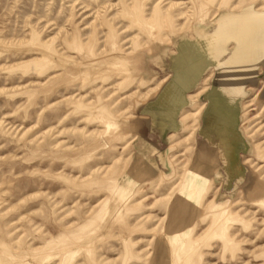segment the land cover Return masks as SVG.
Masks as SVG:
<instances>
[{
  "label": "rangeland",
  "instance_id": "374dc122",
  "mask_svg": "<svg viewBox=\"0 0 264 264\" xmlns=\"http://www.w3.org/2000/svg\"><path fill=\"white\" fill-rule=\"evenodd\" d=\"M244 13L0 0V264H264V54L214 48ZM253 64L232 135L209 97Z\"/></svg>",
  "mask_w": 264,
  "mask_h": 264
},
{
  "label": "bare ground",
  "instance_id": "6f19581e",
  "mask_svg": "<svg viewBox=\"0 0 264 264\" xmlns=\"http://www.w3.org/2000/svg\"><path fill=\"white\" fill-rule=\"evenodd\" d=\"M249 14L251 16H247L246 14L245 17H242L243 15L239 16L242 18H234L232 16L228 18L229 20L226 24L224 23L219 25L214 31L215 35L218 36L222 42H224V38L227 36H231L232 39L237 42V47H239L240 50L245 51L242 61H250L252 59H256L261 54H264V16L251 13ZM219 38L216 39L219 40ZM236 81L239 83L241 81V77L238 78L231 73H221L217 83V88L213 95L209 97L213 99L209 107L210 111L215 113L217 110H220L231 114L235 110L234 108L237 105L236 102H233V99L236 98L235 94L237 93V86H235V83H237ZM217 97H221L227 101L221 104H215L214 99Z\"/></svg>",
  "mask_w": 264,
  "mask_h": 264
},
{
  "label": "crops",
  "instance_id": "0c3cea01",
  "mask_svg": "<svg viewBox=\"0 0 264 264\" xmlns=\"http://www.w3.org/2000/svg\"><path fill=\"white\" fill-rule=\"evenodd\" d=\"M235 18V17H234ZM223 42L219 39L217 40V42H214V48L218 47V49L223 45L222 44ZM245 51H242L239 49V47L236 48V54H239L238 58H236L237 60H239V63H253L252 60L250 61H242L243 60V55L245 54L244 53ZM207 53V52H206ZM203 54H204V51L201 50L200 51V59L201 60L203 58ZM247 55H248V52H247ZM256 60V59H255ZM203 64V63H202ZM255 66L256 64H253L252 66H247L245 67L242 71H239V72H233V71H228L227 69H224L223 72H226V73H231L232 75H235L236 77H241V81L238 83H235V86H237V93L235 94V97L233 99V102H236L241 98V90H240V85H242L245 80H255ZM196 76V75H195ZM239 81V80H238ZM218 83V82H217ZM236 90V88H235ZM213 95V94H212ZM211 96V95H210ZM213 99L212 98H209V101H210V104H211V101ZM215 101V104H221L227 100L225 99H222L221 97H217L214 99ZM237 105V104H236ZM219 107V106H218ZM235 110L230 114V113H227V112H223V111H220V110H217L214 114H211V116H208L207 115V112H206V120L210 121V122H216L219 126H221L222 128H224V131H229V133H231L232 135L233 134V130L235 129L236 127V124H237V106L234 108ZM231 130V131H230Z\"/></svg>",
  "mask_w": 264,
  "mask_h": 264
}]
</instances>
